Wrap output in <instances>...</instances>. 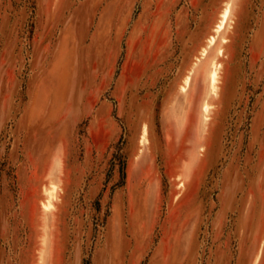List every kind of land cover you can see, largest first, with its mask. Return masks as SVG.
Returning a JSON list of instances; mask_svg holds the SVG:
<instances>
[{
  "label": "rangeland",
  "instance_id": "1",
  "mask_svg": "<svg viewBox=\"0 0 264 264\" xmlns=\"http://www.w3.org/2000/svg\"><path fill=\"white\" fill-rule=\"evenodd\" d=\"M74 1L0 0V264H111L104 239L113 210L126 231L119 243L120 225L114 234V264H133L135 252L137 264H149L163 235L169 246L165 264H264V0H239L234 9V0L221 4L212 34L208 23L217 17L211 3L207 17L193 24L194 65L163 110L164 95L151 94L139 107H123L127 116L113 105L111 121L67 117L43 123L33 116L35 97L54 41L38 35L46 18L41 9L55 18ZM134 11L136 16V6ZM184 47L188 53L190 43ZM190 60L170 57L167 50L165 72L148 64L143 86L168 85L179 63ZM122 63L117 61L119 75ZM215 64L216 94L206 124L199 119L202 98L198 110L191 102L193 124L181 129L174 115L177 97L183 88L193 91V72L205 87ZM203 92L198 88L196 98ZM160 117L167 141V122L172 124V148L161 135ZM141 126L147 130L144 142ZM91 127L96 131L90 134ZM58 160L53 190L46 175ZM129 165L137 170L133 185ZM126 178L129 190L143 184L129 201L132 210ZM157 205L150 242L133 247L128 231L143 236L151 221H139L142 207L151 213ZM164 249L158 247L156 255Z\"/></svg>",
  "mask_w": 264,
  "mask_h": 264
},
{
  "label": "crops",
  "instance_id": "2",
  "mask_svg": "<svg viewBox=\"0 0 264 264\" xmlns=\"http://www.w3.org/2000/svg\"><path fill=\"white\" fill-rule=\"evenodd\" d=\"M228 1L75 0L69 9H67L68 6L61 7V13L58 12L59 15L57 14L55 18L49 17L48 9L44 10L42 8V13L46 15V18L44 21L42 19L39 24L38 35L44 32L46 34L45 43L54 41V44L51 45V49L47 46V49L50 50L46 52L44 65L48 63V66L46 71L43 72L42 82H40L41 86L39 85L35 97L36 106H38L37 113L33 115L32 111V115L38 117V120H42L43 123L47 122L50 118L65 122L64 120L67 117L69 121L73 122H79L84 119H89L96 123L107 120L111 121L113 105H116L119 116H127L130 113L128 111L125 113L123 107H139L143 104V100L149 98L151 94L153 98L158 97L160 94L164 95L163 110L171 92L179 86L184 75H187L194 65L193 24L195 25L196 22L207 17L208 10L210 9L209 6L211 3H214L212 17H217V19L212 24L208 23L210 33L212 34L213 27L224 8L220 7V5L224 4L225 6V3ZM234 1L235 5L232 9L236 7L239 0ZM215 3L218 5L215 6ZM135 6L138 8L136 16L134 11ZM193 21L195 22L193 23ZM211 34H208L204 39L205 42L201 48L205 46L206 40ZM220 42L224 43L221 40ZM184 43H190L188 53L185 51L186 46L183 48ZM167 50L170 57L177 56L179 59L188 57L192 61L190 60L186 63H182L181 61L168 85L164 84V86L158 87V84L154 83L153 87L152 85L149 87L143 86V75L147 72V66L151 63L160 73L165 72L163 65L165 64L164 59ZM119 59L123 61L120 75L117 74L119 71L117 61ZM155 65H158V67H155ZM68 66L67 70L65 67ZM130 80H134V82H129ZM200 87L205 92L202 82L196 77L195 72H193V102L197 110L205 94L203 92L201 98H196L195 91ZM156 88L157 91L155 93ZM151 90L154 93H151ZM143 92L145 93V97L141 95ZM33 116L30 117L33 118ZM160 118L161 135L167 141L162 125V117ZM138 119L142 120V122L145 121L141 117ZM88 131L91 134L96 131V128L91 127ZM134 152H136L135 160L139 156L138 144L137 150L135 148ZM60 167L61 165L58 161L56 168L59 169L58 173L60 172ZM136 171L135 167L129 165L127 176L128 173H131L132 185L137 175ZM154 176L156 177L155 173ZM50 177L48 174L46 175L48 180H50ZM168 177L174 178L178 183L176 176ZM188 181L189 178L186 179L185 186ZM142 185L140 184L129 190L126 178L125 191L128 202L131 201L133 203L135 201L133 193L139 189L141 191ZM185 186L179 188L177 185L181 190H185ZM114 200L117 203V199ZM132 207L133 204L130 207L129 202L131 210ZM142 209L145 215L141 216L139 221L141 218L142 220H148L149 223L151 221L150 228L147 229L143 236L136 235V233L132 234L128 231L130 242L133 244V247L136 244L137 248H140L138 247L140 246V242L145 239L148 242L151 240L149 236L152 232L151 227L153 226L152 216L157 211L158 205L151 213H149V210L147 212L143 207ZM112 217L105 233L104 247L105 249L110 248L111 264H114L113 260L115 259L112 256L114 234L116 236L117 227L120 225V238L117 240V243H119L125 239L124 233L126 231L123 229L122 220L119 215L114 214V210L112 211ZM161 245L164 246L165 253L160 257L156 255V250ZM168 249V242L163 235L158 241L149 264H165ZM134 254H136V259L133 264H137V257L139 256H137L136 252Z\"/></svg>",
  "mask_w": 264,
  "mask_h": 264
},
{
  "label": "bare ground",
  "instance_id": "3",
  "mask_svg": "<svg viewBox=\"0 0 264 264\" xmlns=\"http://www.w3.org/2000/svg\"><path fill=\"white\" fill-rule=\"evenodd\" d=\"M217 76H218V67L215 64V68L210 73V77L207 80V82L205 84V87H204V89H205L204 93L205 94H204V97H203L202 109H201L200 114H199L200 121L202 123H205V124L207 122V117H208V115H207V112H208V109H209L208 102L216 94ZM186 83H188V80H186ZM191 102H193V91L190 90V89H187V88H183V90L181 91L180 95L177 97V99L175 101V104H174L175 120H176L178 126L181 129H184L186 124H193V114H191V117H190V107H191V104H192ZM166 128L168 130V142L170 143L171 148H172V146H173V138H172V132H171L172 124H171L170 121L167 122ZM142 129H143L142 130V135H141V138L139 140L140 142H144L145 136L147 134L146 128L144 127ZM184 131H183V134H185ZM173 151H174V147H173ZM176 158H175V160H176ZM56 168H57V164L49 172V177L50 176L53 177V178L50 177L51 178L52 189L55 188L56 184H57V181L54 180V175L57 172ZM51 207L52 206H51L50 202L47 204V206H45L44 214H43V222H45V220L48 217L49 213H51ZM40 259H42V258H40Z\"/></svg>",
  "mask_w": 264,
  "mask_h": 264
}]
</instances>
